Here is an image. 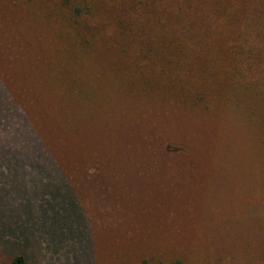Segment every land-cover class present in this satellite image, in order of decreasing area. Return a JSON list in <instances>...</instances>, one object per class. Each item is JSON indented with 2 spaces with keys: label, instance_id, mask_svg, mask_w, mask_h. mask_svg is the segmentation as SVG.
Segmentation results:
<instances>
[{
  "label": "rangeland",
  "instance_id": "obj_1",
  "mask_svg": "<svg viewBox=\"0 0 264 264\" xmlns=\"http://www.w3.org/2000/svg\"><path fill=\"white\" fill-rule=\"evenodd\" d=\"M51 25L0 0V88L28 111L12 127L34 123L62 165H0V264H264V146L244 107L140 97L108 57L62 88Z\"/></svg>",
  "mask_w": 264,
  "mask_h": 264
},
{
  "label": "trees",
  "instance_id": "obj_2",
  "mask_svg": "<svg viewBox=\"0 0 264 264\" xmlns=\"http://www.w3.org/2000/svg\"><path fill=\"white\" fill-rule=\"evenodd\" d=\"M20 1L61 33L55 58H45L44 65L62 74V88L74 90L92 60L108 57L112 73L140 97L183 111L213 93L237 103L264 146V0H45V7ZM23 110L28 112L9 89L0 88V134L11 139L0 165L62 166L46 152L34 123L12 127V117ZM6 264L26 260L16 255Z\"/></svg>",
  "mask_w": 264,
  "mask_h": 264
}]
</instances>
